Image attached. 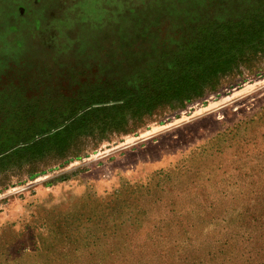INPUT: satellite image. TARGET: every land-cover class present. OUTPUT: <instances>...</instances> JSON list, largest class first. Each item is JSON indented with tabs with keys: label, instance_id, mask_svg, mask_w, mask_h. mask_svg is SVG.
Wrapping results in <instances>:
<instances>
[{
	"label": "rangeland",
	"instance_id": "obj_1",
	"mask_svg": "<svg viewBox=\"0 0 264 264\" xmlns=\"http://www.w3.org/2000/svg\"><path fill=\"white\" fill-rule=\"evenodd\" d=\"M0 264H264V0H0Z\"/></svg>",
	"mask_w": 264,
	"mask_h": 264
},
{
	"label": "trees",
	"instance_id": "obj_2",
	"mask_svg": "<svg viewBox=\"0 0 264 264\" xmlns=\"http://www.w3.org/2000/svg\"><path fill=\"white\" fill-rule=\"evenodd\" d=\"M206 53H208V52H206ZM185 56L191 58L192 61H196V62L199 61V60L202 61L203 59H204V61L212 62L213 59H214V57L212 56V54L206 55V54H202V52H200L199 54L188 53ZM207 57H209V59H207ZM201 67H202V72H200V70H199L198 73H197V75L194 77V80H193V83H194L193 84L194 98L203 95V93H204L203 91L207 87V84H204L203 79L206 78L205 76H207L206 75V72H208V70L206 69V66L205 65H203Z\"/></svg>",
	"mask_w": 264,
	"mask_h": 264
}]
</instances>
